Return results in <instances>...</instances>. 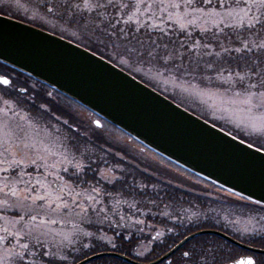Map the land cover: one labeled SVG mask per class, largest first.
Wrapping results in <instances>:
<instances>
[{
    "label": "snow or ice",
    "instance_id": "6c2138e0",
    "mask_svg": "<svg viewBox=\"0 0 264 264\" xmlns=\"http://www.w3.org/2000/svg\"><path fill=\"white\" fill-rule=\"evenodd\" d=\"M38 7L41 26L55 21L53 30L62 25L77 46L141 79L219 97L229 115L211 116V126L230 122L219 130L260 157L252 162L264 184V0H41ZM39 95L0 74V264H264V215L250 217L261 227L249 231L235 227L231 213L184 207L158 187L171 185L154 175L158 162L133 166L128 145L99 119L50 92L38 103ZM20 111L26 125L16 120ZM132 172L140 179L128 184ZM235 195L264 212V197ZM144 240L153 247L145 251ZM238 247L247 255L236 258Z\"/></svg>",
    "mask_w": 264,
    "mask_h": 264
},
{
    "label": "water",
    "instance_id": "95a60500",
    "mask_svg": "<svg viewBox=\"0 0 264 264\" xmlns=\"http://www.w3.org/2000/svg\"><path fill=\"white\" fill-rule=\"evenodd\" d=\"M0 64L56 91L189 174L227 192L231 188L233 195L264 197L259 165L252 162L259 156L91 51L0 14Z\"/></svg>",
    "mask_w": 264,
    "mask_h": 264
},
{
    "label": "rangeland",
    "instance_id": "374dc122",
    "mask_svg": "<svg viewBox=\"0 0 264 264\" xmlns=\"http://www.w3.org/2000/svg\"><path fill=\"white\" fill-rule=\"evenodd\" d=\"M40 2L41 0H10L11 6L7 8H0V10L10 13L12 17L13 16L17 17L18 19L22 21L28 22L33 25H38V27H47L49 29H52L53 28L52 24H54L55 21H50V23H48L47 26H41V17L43 16V13L38 7ZM44 18L50 20L49 17H44ZM60 27H62V25H57L58 29ZM148 75L152 76L153 74L149 73ZM155 81L163 82L162 78H159V77H156ZM163 83H164L162 85L164 86L163 89L168 88L166 85L167 83L165 82ZM178 87H181V90L178 91L179 98H178V101L176 102L181 107L187 110L189 109L193 111L197 116L204 117V119L212 121L211 116H217V117L225 116L226 117L229 115L228 112L223 111V109L226 108L227 105L225 103H222L219 97H215V96L213 97H194L193 95H190L189 93L185 92L184 87L182 86H178ZM169 90H172V88H170ZM80 113H82L86 118L90 117V118L95 119L93 116L86 113L85 111L81 110ZM26 115L27 114L20 111V117L16 118L17 122L20 123L21 125H26L27 121L24 119H21V117H25ZM235 119L236 118L233 117L231 122H234ZM221 123H224V129L228 131L229 128L226 126V124L229 125L230 122L221 121L220 123L218 122L217 125L221 127ZM105 126L107 129H109L107 125ZM109 130H111L112 133L116 137H120L123 139V141L128 145L130 149V154L128 156L132 158L133 156H135L136 157L135 159L139 163H141L143 167H144V162H147V163L158 162V165L160 167L155 172L157 175H160L161 177L163 176L164 178H167V180L172 181L174 184L176 185L179 184V186L192 185L195 187L202 188L203 190L207 191V193H209L210 196L214 198V200L216 201L233 202L232 204H234L235 202L236 204H239V203L243 204L239 200V198L232 195L231 193L229 194L228 192L221 190L219 188H216L210 183L183 171L179 167L174 166L173 164L167 162L166 160L160 158L159 156L153 154L152 152L138 146L132 141H129L123 134L116 131L115 129L110 128ZM233 134H235V132H233ZM148 169L153 170L151 167ZM215 210H218V209L216 208ZM222 212L225 213V211H222ZM252 216H255V215H252ZM252 216H247L246 218L241 219V220L239 218H233L237 222L235 227L241 230L247 228L249 231H251L253 227L257 228L258 226L250 219V217ZM52 227L54 231L58 230L60 227H63V223H61L60 225H54ZM70 228H71V223L68 225V229ZM68 229H65V230L67 231Z\"/></svg>",
    "mask_w": 264,
    "mask_h": 264
},
{
    "label": "trees",
    "instance_id": "16d2710c",
    "mask_svg": "<svg viewBox=\"0 0 264 264\" xmlns=\"http://www.w3.org/2000/svg\"><path fill=\"white\" fill-rule=\"evenodd\" d=\"M0 14L12 17V15L10 13L5 12L3 10H0ZM12 18L18 19L17 17H14V16ZM18 20H20V19H18ZM34 26L38 27V25H34ZM39 28L47 30L49 32H52V33H54L56 35H59V36H61L63 38H66V39L76 43L74 40L70 39V37L67 34H63L62 35L61 32L59 31L60 28L58 29L56 27L57 28L56 30H53V28L49 29L47 27H39ZM80 46L84 47V45H82V44ZM89 51H91V50L89 49ZM96 54L101 57L99 52H97ZM103 58L107 60V57H103ZM109 62H111V61H109ZM111 63L116 65L114 62H111ZM116 66L121 68L119 65H116ZM121 69L126 71L127 73L131 74L132 76H134L135 78H137L138 80H140L144 84L148 85L149 87L153 88L154 90L158 91L159 93L163 94L164 96H166L170 100H172V101L175 100L174 102L178 101V98H179V96H178L179 92L178 91L181 90V87L175 86L172 83H167L166 85H167L168 88H166L167 90L165 91V90H163L164 86H162V85L164 83L162 81H155V83H150V82H148L147 78L146 79H141V77L139 75H135L134 73L130 72L127 68H121ZM5 73H9L11 76L14 75V77H16L14 79L17 82L18 85H26V86H29L30 89L32 87H34L36 90H38V92L40 93V95L37 97V102L38 103H39V100L41 98H43V94L44 93L50 92V93H52L53 98L56 101H58L59 103H61V104L71 103L72 105H74L80 111L82 110V111H85L86 113L90 114L89 112L84 110L81 106H79L78 104L72 102L71 100L67 99L66 97L58 94L56 91H54V90H52V89H50V88H48V87H46V86H44V85H42V84H40L38 82L32 80L31 78H29V77H27V76H25V75H23V74H21L19 72H16V71H14V70H12L10 68H7L6 66L0 64V74H5ZM182 87L185 88L186 85H184ZM170 88H172V90H169ZM173 93H175V96H173ZM33 111H35V110H33ZM188 111L194 113L193 111H191L189 109H188ZM22 112H24V111H22ZM24 113L27 114L26 112H24ZM201 118L204 119V117H201ZM204 120H207V119H204ZM207 121L210 122L211 124L213 123L210 120H207ZM103 124L107 125L109 127V129L113 128L112 126H110V125H108L106 123H103ZM216 126L219 127L217 124H216ZM226 126L229 128V125L226 124ZM105 147H107V145H105ZM125 159L126 160L131 159L133 166L139 164L140 168H144L141 165V163H139L136 159H133L132 157L126 156ZM129 171H131V169H129ZM147 171L148 172H152L153 170L148 169ZM154 175L159 176L161 181H169V180H167V178H164L163 176L161 177L160 175H157L156 173H154ZM134 176L136 177L137 182H139V179H140L139 174L137 172H132V174L127 177V183L128 184L132 183ZM117 187H119V185ZM158 187H162L164 192H168L169 195H171V196L175 197L176 199H178L181 203H183L184 207H188V202L190 201L193 204H199L204 209H207V208H211V209L215 208L216 209L217 208L218 210H216V211L219 212L221 216H225L228 213H231L232 214V218H239L241 220V219H244L247 216H249V214H250L249 212L250 211L248 209L250 207H252L255 210L258 209L257 206L247 205L245 207L243 204H240V203L236 204V202L234 204H232L233 202H219V201H216V200H214V198H212L210 196L209 193H207V191L203 190L202 188L195 187V186H192V185H184V186L177 187V185L174 184L171 181V185H158ZM165 210L166 211H171V209H165ZM222 211H225V213L222 212ZM253 212H256V211L253 210ZM157 220H159V217H157ZM161 230H163V229H161ZM109 235H111V233H109ZM143 243L146 245L145 251L147 249H151L153 247V244L149 240H144ZM157 252H159V249H157ZM242 253H243V250H240L238 248L234 249V255L236 256V258H238ZM160 254L162 255V253H160Z\"/></svg>",
    "mask_w": 264,
    "mask_h": 264
},
{
    "label": "flooded vegetation",
    "instance_id": "af4514ba",
    "mask_svg": "<svg viewBox=\"0 0 264 264\" xmlns=\"http://www.w3.org/2000/svg\"><path fill=\"white\" fill-rule=\"evenodd\" d=\"M12 77H13V78H16V77H14V75H12ZM248 205H251V204H248ZM251 206H254V205H251ZM248 210L250 211V212H249V213H250L249 216H252V215H262V214H264V212H261L259 208L256 209V210L253 209V208H249ZM253 210L256 211V212H253ZM257 212H258V213H257ZM256 225L258 226L257 228L261 227V226L258 225V224H256ZM245 255H247V253H246L245 251H243V253H242L239 257H241V256H245ZM239 257H238V258H239Z\"/></svg>",
    "mask_w": 264,
    "mask_h": 264
}]
</instances>
